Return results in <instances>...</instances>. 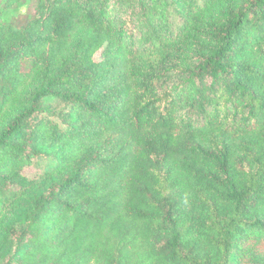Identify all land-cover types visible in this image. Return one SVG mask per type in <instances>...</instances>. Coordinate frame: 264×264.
<instances>
[{
	"label": "trees",
	"instance_id": "obj_1",
	"mask_svg": "<svg viewBox=\"0 0 264 264\" xmlns=\"http://www.w3.org/2000/svg\"><path fill=\"white\" fill-rule=\"evenodd\" d=\"M0 264H264V0H0Z\"/></svg>",
	"mask_w": 264,
	"mask_h": 264
},
{
	"label": "rangeland",
	"instance_id": "obj_2",
	"mask_svg": "<svg viewBox=\"0 0 264 264\" xmlns=\"http://www.w3.org/2000/svg\"><path fill=\"white\" fill-rule=\"evenodd\" d=\"M22 11H25V7L22 9ZM27 172V174L30 172V171H26Z\"/></svg>",
	"mask_w": 264,
	"mask_h": 264
}]
</instances>
